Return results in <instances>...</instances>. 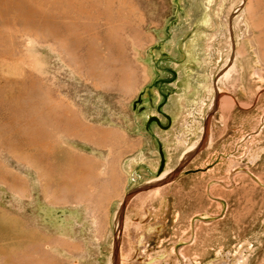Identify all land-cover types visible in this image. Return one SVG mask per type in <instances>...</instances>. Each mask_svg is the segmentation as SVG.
<instances>
[{
  "label": "rangeland",
  "instance_id": "1",
  "mask_svg": "<svg viewBox=\"0 0 264 264\" xmlns=\"http://www.w3.org/2000/svg\"><path fill=\"white\" fill-rule=\"evenodd\" d=\"M0 264H264V0H0Z\"/></svg>",
  "mask_w": 264,
  "mask_h": 264
},
{
  "label": "bare ground",
  "instance_id": "2",
  "mask_svg": "<svg viewBox=\"0 0 264 264\" xmlns=\"http://www.w3.org/2000/svg\"><path fill=\"white\" fill-rule=\"evenodd\" d=\"M207 21V18L205 17V16H201L200 18H199V20H198V22L199 23H201V24H204L205 22ZM251 22V21H250ZM249 24H251V23H249ZM251 28V30H252V34L249 36L250 37V39H251V41H253L254 42V44L256 45V50H257V54H258V56H259V51H258V43H257V41H256V38H255V36H254V28H253V25L251 24V26H250ZM219 28V27H218ZM199 32V31H198ZM199 33H201V32H199ZM217 37V34L216 33H211V34H209L208 35V40H209V46L208 47H211V46H213V44H214V42H215V38ZM193 41V40H192ZM197 42V41H196ZM253 44V45H254ZM256 52V51H255ZM70 54V53H69ZM74 55V54H73ZM192 58H194V53H193V51L192 50H188V58H187V61H191V59ZM80 59V58H79ZM78 59V60H79ZM260 59V58H259ZM78 60H76V61H78ZM37 61V60H36ZM260 61H261V59H260ZM262 62V61H261ZM31 64V63H30ZM33 65V64H32ZM34 66V65H33ZM37 67V66H36ZM35 67V68H36ZM185 67L186 68H188L189 66L188 65H185ZM204 87V82H198L195 86H194V88L193 87H191V90H190V92L188 93V92H186V95L187 96H183V97H180L177 101H176V103H175V105H174V110H173V116H174V124H173V126L170 128V130L169 131H167V135H171L172 136V139H170V141L172 142V144L171 145H169V147H171V148H177L178 146H181V145H183V144H186L187 143V141H186V139H184L183 138V136L182 135H184L183 133L184 132H189V130L191 129H188V128H185L184 127V125H187V124H185L186 122V120H187V117H189V116H193L194 117V108L192 107H190L191 105H189V104H192V106H197V104L199 103V101H200V99H199V97H200V94H199V92L202 90V88ZM190 101V102H189ZM195 104V105H194ZM204 103L202 102V105H203ZM190 108V109H189ZM189 122V125H188V127H192V124L194 123V122H190V121H188ZM182 127V129H184L183 131H182V133H176V130L177 129H179V128H181ZM74 134V132L73 131H71V130H66V129H58L57 131H56V135L58 136V137H70V136H72ZM186 134V133H185ZM75 135V134H74ZM70 147V146H69ZM27 162V161H26ZM41 163H43V162H41ZM30 164V163H29ZM44 171V170H43ZM39 180H41V179H39ZM27 182V181H26ZM13 185V184H12ZM20 189V188H19ZM44 189H47V188H44ZM23 190V189H22ZM44 192V191H43ZM25 193V192H24ZM50 194V193H49ZM46 197H47V195H46ZM162 198V197H161ZM45 199V198H44ZM47 199H49V197L47 198ZM166 209V208H165ZM165 211V210H164ZM42 214H43V216L46 218V219H48V220H50V221H54V219L56 218V214L55 213H53V211H48V210H43V212H41ZM41 214V215H42ZM156 219V218H155ZM161 222H162V219H156V220H154V222L153 223H151L150 225H149V228H151V231L152 230H155L156 232L157 231H159L160 230V224H161ZM22 228V227H21ZM24 229H23V231H24V235L26 236V237H28L29 239H34V236H35V234L36 233H39V235H40V238H43L42 236H43V234L41 235V233L37 230V229H33V228H28V227H23ZM147 230H149V229H147ZM22 231V232H23ZM67 231H68V229L67 228H65L64 229V232L66 233V234H68L67 233ZM151 231L149 232V234L151 233ZM142 233V232H141ZM135 235H136V240H143V241H146V239L148 238V236H149V234L148 233H146V238H141L140 239V237H139V235H137L136 234V232L134 233ZM142 237V236H141ZM44 239H45V237H44ZM139 241V242H140ZM134 242V241H133ZM136 242V241H135ZM134 242V243H135ZM137 244V243H136ZM44 251V250H43ZM143 252V251H142ZM145 252V251H144ZM162 263V262H161Z\"/></svg>",
  "mask_w": 264,
  "mask_h": 264
},
{
  "label": "crops",
  "instance_id": "3",
  "mask_svg": "<svg viewBox=\"0 0 264 264\" xmlns=\"http://www.w3.org/2000/svg\"><path fill=\"white\" fill-rule=\"evenodd\" d=\"M192 117H193V116H189V117H187V119H188V118H192ZM185 122H186L185 124H187V125H184V127H185V128H188V129L191 128L190 130H193V128H194L193 124H194V123L192 124V127H191V126L188 127V125H189L188 120H186ZM181 128H182V127H181ZM181 128L177 129L178 131L176 130V133H181ZM170 137H172V136L170 135ZM81 257H82V256H81ZM71 260L75 261L76 259L71 258Z\"/></svg>",
  "mask_w": 264,
  "mask_h": 264
}]
</instances>
